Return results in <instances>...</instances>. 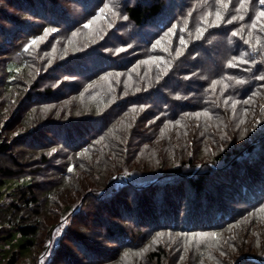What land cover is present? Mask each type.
Listing matches in <instances>:
<instances>
[{
    "label": "trees",
    "instance_id": "trees-1",
    "mask_svg": "<svg viewBox=\"0 0 264 264\" xmlns=\"http://www.w3.org/2000/svg\"><path fill=\"white\" fill-rule=\"evenodd\" d=\"M224 2L0 0V264H264V5Z\"/></svg>",
    "mask_w": 264,
    "mask_h": 264
},
{
    "label": "snow or ice",
    "instance_id": "snow-or-ice-1",
    "mask_svg": "<svg viewBox=\"0 0 264 264\" xmlns=\"http://www.w3.org/2000/svg\"><path fill=\"white\" fill-rule=\"evenodd\" d=\"M229 2H230V0H229ZM259 2H260L261 5H264V0H259ZM217 3L221 5V8L223 10H226L228 8V6H229V3L224 2V0H217ZM245 7H246V0H240V4H239L238 11L244 9ZM106 10L112 12L113 11L112 5L106 3L103 6V8L100 9V12H99L98 16L96 18H94V19H98V18H100V16H103L105 14ZM211 15H213V13L209 12L205 16L204 23L208 24L207 17L208 16H211ZM214 16H215V18L209 24L210 27L218 26V22L224 20V17L222 15L221 11H219V10L218 11H215ZM261 17H264V10H261V11L258 12L256 19L259 20ZM237 18L243 19V16H240V17L232 16L231 20H228L227 22L228 23H231L233 20H236ZM124 19H127V17H124ZM252 26L253 27L256 26L255 22L253 23ZM85 27H89V25H85ZM206 30H207L206 28H204L203 30L200 29V28H197V38H199L200 36H202L203 35V31H206ZM52 31H55V29H52ZM47 32H48V30L46 29L45 30V33L47 34ZM237 34H238L237 32H233L232 33L233 36H235ZM31 43L32 44H35L36 43V40H33ZM159 43H160V41H157V44H159ZM181 43L184 44L185 42L183 40H181ZM120 51H123V49H120ZM177 54L180 55L179 52ZM234 60H236V63L230 62L229 63V66L230 67H236V66H238L239 63H247L248 62L247 60H244L242 57L234 58ZM258 78L259 79H264V76H261V77H258ZM238 82L239 83H242V81H238ZM213 83L215 84L216 82H213ZM197 115H199V114H197ZM205 115H207V113H205ZM71 170L72 169H69V171H71ZM201 235H207V234H201ZM211 235L212 236H216L215 233H213Z\"/></svg>",
    "mask_w": 264,
    "mask_h": 264
},
{
    "label": "rangeland",
    "instance_id": "rangeland-1",
    "mask_svg": "<svg viewBox=\"0 0 264 264\" xmlns=\"http://www.w3.org/2000/svg\"><path fill=\"white\" fill-rule=\"evenodd\" d=\"M14 183V180L12 179H5L0 183V196L4 191H6L12 184Z\"/></svg>",
    "mask_w": 264,
    "mask_h": 264
}]
</instances>
